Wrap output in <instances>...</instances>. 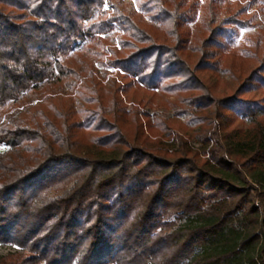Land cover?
Masks as SVG:
<instances>
[{"label": "trees", "instance_id": "obj_1", "mask_svg": "<svg viewBox=\"0 0 264 264\" xmlns=\"http://www.w3.org/2000/svg\"><path fill=\"white\" fill-rule=\"evenodd\" d=\"M133 1L0 0V264H264L257 0Z\"/></svg>", "mask_w": 264, "mask_h": 264}, {"label": "rangeland", "instance_id": "obj_2", "mask_svg": "<svg viewBox=\"0 0 264 264\" xmlns=\"http://www.w3.org/2000/svg\"><path fill=\"white\" fill-rule=\"evenodd\" d=\"M107 3V8L109 7L108 5V0H105ZM126 3L128 2V8L132 11L136 10V6L133 0H125ZM206 0H183L184 6L188 7L190 5H195L196 10L191 11L190 15L194 19V22H202L203 19L207 16L205 9H204V3ZM230 1H235V0H219L218 3L220 5V9H224L225 4ZM251 0H242L243 4H251ZM185 9V8H183ZM225 15L224 13L222 16ZM245 19H251L253 24H256L257 27L263 28L264 29V0H257L255 4L249 7V11L243 16ZM194 22H189V25L192 26ZM259 31L257 28L254 27H243L238 29L239 35L235 37L234 43L231 46L232 50H239L242 45H249L248 39L250 37H254ZM243 47V46H242ZM100 71H103V68H99ZM111 72H114L111 70ZM230 84V85H229ZM230 87H233L231 82L227 84ZM235 88V87H233ZM232 89V88H231ZM145 98H149L150 96L144 95ZM154 112V111H152ZM172 113H169L171 115ZM0 150L1 147H0ZM11 250H14V248L10 247L9 245H4L0 243V255L7 254Z\"/></svg>", "mask_w": 264, "mask_h": 264}, {"label": "built area", "instance_id": "obj_3", "mask_svg": "<svg viewBox=\"0 0 264 264\" xmlns=\"http://www.w3.org/2000/svg\"><path fill=\"white\" fill-rule=\"evenodd\" d=\"M1 149H2V147H1Z\"/></svg>", "mask_w": 264, "mask_h": 264}]
</instances>
